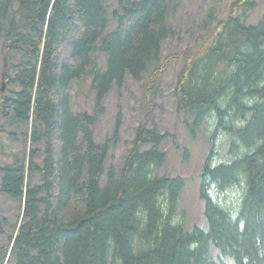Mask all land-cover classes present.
Listing matches in <instances>:
<instances>
[{
	"label": "trees",
	"instance_id": "trees-1",
	"mask_svg": "<svg viewBox=\"0 0 264 264\" xmlns=\"http://www.w3.org/2000/svg\"><path fill=\"white\" fill-rule=\"evenodd\" d=\"M115 2L111 21L107 0H0V59L13 86L0 93V113L33 124L24 148L0 163V192L20 204L0 264H264V12L248 24L238 11L255 2L237 0L203 53H182L177 111L192 136L208 123L210 143L199 175L207 226L188 229L175 221L185 179L158 174L166 134L142 123L123 163L106 171L112 141L97 142L94 129L107 93L128 75L149 81L152 102L178 56L163 59L162 44L182 0ZM85 75L92 113L72 108L73 82ZM5 221L0 214V232Z\"/></svg>",
	"mask_w": 264,
	"mask_h": 264
},
{
	"label": "rangeland",
	"instance_id": "rangeland-1",
	"mask_svg": "<svg viewBox=\"0 0 264 264\" xmlns=\"http://www.w3.org/2000/svg\"><path fill=\"white\" fill-rule=\"evenodd\" d=\"M237 0H182V6L172 18L175 33L162 44V58L178 55L170 59L167 68L159 82L153 89L152 102L147 103L145 96L146 85L149 81L136 80L128 75L120 87H114L107 93L104 105L105 111L96 122L95 140L103 143L111 139L109 155L106 160L105 170L111 165L120 166L133 145L135 135L142 123L147 129H155L166 134L159 148L166 152V160L158 170L159 175L171 177L182 176L185 185L181 192L178 213L175 221L184 222L186 228L194 224L207 226L204 216V205L199 198V175L204 158L210 150L208 141V123H205L195 136H192L183 122V116L177 111L174 87L183 59L182 53L198 52L202 44L208 39L216 21L228 17L232 4ZM255 2L251 9H239L238 13L246 12L245 21L248 24L257 22L264 12V0H250ZM109 17L113 20L112 10L116 6L115 0H107ZM211 15V16H210ZM213 16V18H212ZM105 33L115 27L111 22ZM196 54V53H192ZM104 55L97 56V63L105 64ZM4 59H0V87ZM13 86H8L7 95H10ZM72 108L75 112L92 113L95 107V89L89 76L76 79L72 85ZM147 95V94H146ZM121 114L119 132L116 135L118 115ZM33 125V124H32ZM28 122L19 121L13 117L0 113V129L5 134H0V163L7 160V154L21 150L25 146V134L32 131ZM17 131V134L14 133ZM113 144V145H112ZM27 146V151L29 148ZM145 145L142 149L150 148ZM41 149L44 144H40ZM188 151L187 159L184 157ZM44 152L41 150L36 160L43 162ZM106 174L103 175V181ZM2 174L0 173V185ZM37 183L38 177L33 179ZM237 191H232L227 201H236ZM223 200V196H220ZM19 201L0 192V214L6 217L3 223V232H0V246L6 245L13 234L14 226L20 221L18 211ZM216 254V251H214ZM226 258V257H225ZM228 264H234L230 257L226 258Z\"/></svg>",
	"mask_w": 264,
	"mask_h": 264
},
{
	"label": "water",
	"instance_id": "water-1",
	"mask_svg": "<svg viewBox=\"0 0 264 264\" xmlns=\"http://www.w3.org/2000/svg\"><path fill=\"white\" fill-rule=\"evenodd\" d=\"M7 66H8V57L7 55H5L4 57V70H3V73H2V77H3V82H2V85H1V88H0V91L1 93H4L5 90H6V74H7Z\"/></svg>",
	"mask_w": 264,
	"mask_h": 264
},
{
	"label": "flooded vegetation",
	"instance_id": "flooded-vegetation-1",
	"mask_svg": "<svg viewBox=\"0 0 264 264\" xmlns=\"http://www.w3.org/2000/svg\"><path fill=\"white\" fill-rule=\"evenodd\" d=\"M6 77H7V74H6ZM6 79V78H5ZM6 85H8L7 84V81H6ZM7 88H8V86H7ZM7 88H6V91H5V94L7 93ZM4 95V94H3ZM11 95V94H10Z\"/></svg>",
	"mask_w": 264,
	"mask_h": 264
},
{
	"label": "bare ground",
	"instance_id": "bare-ground-1",
	"mask_svg": "<svg viewBox=\"0 0 264 264\" xmlns=\"http://www.w3.org/2000/svg\"><path fill=\"white\" fill-rule=\"evenodd\" d=\"M36 106V105H35ZM31 124V123H30ZM32 125V124H31ZM17 233V232H16Z\"/></svg>",
	"mask_w": 264,
	"mask_h": 264
}]
</instances>
